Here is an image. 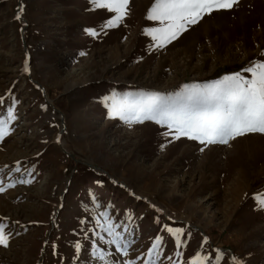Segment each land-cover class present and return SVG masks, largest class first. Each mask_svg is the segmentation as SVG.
I'll use <instances>...</instances> for the list:
<instances>
[{"label": "rangeland", "instance_id": "374dc122", "mask_svg": "<svg viewBox=\"0 0 264 264\" xmlns=\"http://www.w3.org/2000/svg\"><path fill=\"white\" fill-rule=\"evenodd\" d=\"M153 2L130 0L120 26L101 30L115 14L90 0H0V119L9 108L16 116L0 141L9 234L0 264H144L157 236L156 264H191L198 253L216 264L217 250L220 264H264V208L253 198L264 195V134L171 140L153 122L111 117L103 103L113 93H175L264 61V0L206 15L163 48L145 34L160 27L146 18ZM108 218L126 256L108 243ZM165 225L184 229L181 247Z\"/></svg>", "mask_w": 264, "mask_h": 264}, {"label": "snow or ice", "instance_id": "6c2138e0", "mask_svg": "<svg viewBox=\"0 0 264 264\" xmlns=\"http://www.w3.org/2000/svg\"><path fill=\"white\" fill-rule=\"evenodd\" d=\"M237 2L238 0H154L146 18L159 22L160 27L146 29L145 34L152 38L157 48H163L187 31L188 27L199 23L206 15L229 10ZM90 3L93 10L106 9L115 14L101 26V30H105L120 26L128 14L130 0H90ZM22 13L23 7L15 18L20 20ZM87 31L93 37L99 35L95 29ZM261 55L264 56V52ZM0 103H3L2 99ZM103 103L111 117H119L128 124L153 122L166 129L161 135L166 138L170 136L171 140L184 137L202 145L228 144L231 140L249 133L264 134V61H252L249 66L211 82L184 84L181 90L175 93L142 91L125 94L123 98H118V94L113 93L105 97ZM15 119L14 110L9 108L7 118L0 119V141L10 134L9 125ZM15 171L19 172L20 168L17 167ZM17 182L29 184L32 180L20 179ZM14 186L12 183L7 185ZM5 190L0 184V193ZM253 198L258 207L264 208V195H254ZM101 215L108 216L106 212ZM101 226L112 236L108 243L116 245L117 250L123 251L126 256L128 245L125 243L121 246L120 233L115 231L118 225H114L108 218L106 224ZM7 227L6 224L0 223V245L5 247L8 246L9 239ZM165 230L177 247L183 245L184 229L165 225ZM162 242L163 238L157 236L148 251L149 260L144 264H156L152 257L159 256L158 249ZM204 244H207V238ZM74 247L77 252L81 249L78 242ZM99 259L104 260V255L100 254ZM222 259L223 255L217 250L216 264H220ZM191 264L210 262L207 256L198 253L192 258ZM233 264H242V261L233 257Z\"/></svg>", "mask_w": 264, "mask_h": 264}]
</instances>
